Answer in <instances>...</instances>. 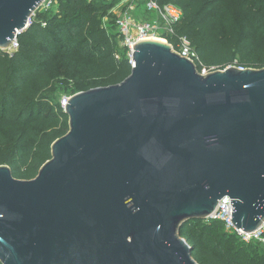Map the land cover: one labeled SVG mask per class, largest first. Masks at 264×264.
<instances>
[{
  "label": "water",
  "instance_id": "1",
  "mask_svg": "<svg viewBox=\"0 0 264 264\" xmlns=\"http://www.w3.org/2000/svg\"><path fill=\"white\" fill-rule=\"evenodd\" d=\"M42 0H0V49ZM120 83L71 96L68 131L30 180L0 165L1 264H198L179 234L224 196L264 222V68L208 73L163 39Z\"/></svg>",
  "mask_w": 264,
  "mask_h": 264
},
{
  "label": "trees",
  "instance_id": "2",
  "mask_svg": "<svg viewBox=\"0 0 264 264\" xmlns=\"http://www.w3.org/2000/svg\"><path fill=\"white\" fill-rule=\"evenodd\" d=\"M155 1L181 10L164 38L177 52L185 38L199 72L264 68V0H239L237 24L218 8L222 0ZM118 2L57 0L54 9L30 16L16 50L0 49V165L9 166L14 178H34L50 159L52 142L68 131L60 92L71 96L114 85L130 74L112 11ZM179 234L198 264H264L261 244L242 241L219 220H191Z\"/></svg>",
  "mask_w": 264,
  "mask_h": 264
},
{
  "label": "built area",
  "instance_id": "3",
  "mask_svg": "<svg viewBox=\"0 0 264 264\" xmlns=\"http://www.w3.org/2000/svg\"><path fill=\"white\" fill-rule=\"evenodd\" d=\"M144 1H146V5L149 9H152L159 14V16L168 24L170 32H172L170 26L173 22L177 21L180 18L181 10L173 4H164L162 6H159L155 0H144ZM56 5H57V0H42L38 8L35 10V12L52 10L55 8ZM34 13L32 15H34ZM116 24H117V31L121 37L120 44L126 47L127 49L126 54L129 57L132 66L133 62L131 59V55H132L134 43L141 39L150 38L149 34L153 31L155 26L148 21L138 23L135 26L136 36L133 37L130 32L131 30L130 23L126 19V17L117 18ZM180 41H181V50L179 53L182 56L192 59L194 62L197 61V57L193 52V50L191 49V47L189 46V42L183 37L180 38ZM17 47H18V41L16 36L13 39L12 44L7 50V52L11 53L14 50H16ZM231 66H236L240 69L245 68L237 65H230L227 66L226 68ZM213 70H215L214 67L212 68L202 67L201 73L205 74L206 72H210ZM68 99L69 96L67 95H63L60 98V105L63 110L67 104ZM206 220L208 221L219 220L222 222L227 232L235 233L244 242L256 241L264 247V222L261 224V226L258 229L249 233L243 231L242 229L235 228L232 224V204L230 198L227 196H224L218 200L214 211L210 214V216Z\"/></svg>",
  "mask_w": 264,
  "mask_h": 264
},
{
  "label": "rangeland",
  "instance_id": "4",
  "mask_svg": "<svg viewBox=\"0 0 264 264\" xmlns=\"http://www.w3.org/2000/svg\"><path fill=\"white\" fill-rule=\"evenodd\" d=\"M238 2L239 0H222L218 6V8L222 9L223 13L231 15L232 22L236 24L240 22ZM112 11L117 18L126 17L130 23V32L133 37L136 36L135 26L140 22L147 21L155 26L153 31L149 34L150 38H158L166 41L164 37L170 34L168 24L157 12L149 9L144 0H119ZM122 47L126 48L125 46ZM71 84L72 83H68V88ZM64 94V92H60V96Z\"/></svg>",
  "mask_w": 264,
  "mask_h": 264
}]
</instances>
